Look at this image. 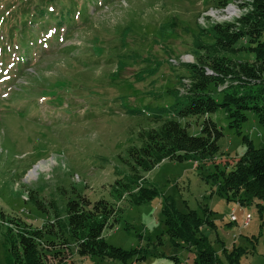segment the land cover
Returning <instances> with one entry per match:
<instances>
[{
    "label": "rangeland",
    "instance_id": "rangeland-1",
    "mask_svg": "<svg viewBox=\"0 0 264 264\" xmlns=\"http://www.w3.org/2000/svg\"><path fill=\"white\" fill-rule=\"evenodd\" d=\"M26 9L48 12L42 25L29 21L22 32ZM243 13L237 4L218 10L213 0H0V264H12L4 237L9 219L52 226V200L59 208L78 195L113 201L116 171L127 172L119 158L140 144L142 129L158 125L155 119L177 120L189 135H200L203 118L173 115L169 108L176 97L170 92L189 76L180 64L193 62L195 40L213 43L203 30ZM246 115L241 137L221 108L211 115L223 134L213 162L164 161L146 173L159 196L141 206L120 202L124 212L104 231L106 242L146 251L144 260L132 264H194V249L173 247L165 233L162 203L169 196L180 211H213L215 229L204 226L201 232L220 264H228L223 251L233 245L244 250L239 264H264V214L252 203L227 202L214 176L230 171L244 153V136L256 148L264 145V128L252 111ZM65 260L121 264L95 257Z\"/></svg>",
    "mask_w": 264,
    "mask_h": 264
},
{
    "label": "trees",
    "instance_id": "trees-1",
    "mask_svg": "<svg viewBox=\"0 0 264 264\" xmlns=\"http://www.w3.org/2000/svg\"><path fill=\"white\" fill-rule=\"evenodd\" d=\"M229 4H237L244 13L232 21L216 23L207 31L203 30L202 34L210 35L213 43L195 40L197 54L193 62L180 64L189 76L181 78V87L170 92L176 97L175 104L169 108L173 115L179 119L203 118L200 135H189L177 120L165 119L159 123L155 119L158 125L142 129L140 144L129 147L126 158H119L127 172L123 175L116 171L118 179L111 185L113 201L103 198L90 201L78 195L59 208L52 200L49 202L54 218L52 226L33 227L22 220L9 219L4 237L12 264H46L47 256L57 258L56 264H67V256L110 259L121 264L144 260L146 251L142 248L123 250L110 245L104 231L119 223L124 212L120 202L141 206L159 196L145 174L164 161L213 162L220 153L218 142L223 134L211 115L219 108L225 113L228 127L240 137L247 111H252L264 128V0H213L218 10H224ZM26 10L24 15L29 20L20 24L22 32L29 30V21L42 25L43 14L48 12L46 9ZM239 54H251L252 59H237ZM243 141L246 150L232 162L231 170L214 174L221 180L218 194L240 206L252 203L262 216L264 145L256 148L246 136ZM216 168L219 167L216 165ZM34 203L38 210L44 211L42 202L35 200ZM213 214L208 207L202 208V215L192 209L183 212L173 198H163L165 233L173 247L194 249V264H220L208 236L201 232L204 226L215 229ZM56 245L64 250H55ZM243 253V249L234 245L223 251L228 264H239Z\"/></svg>",
    "mask_w": 264,
    "mask_h": 264
},
{
    "label": "bare ground",
    "instance_id": "bare-ground-1",
    "mask_svg": "<svg viewBox=\"0 0 264 264\" xmlns=\"http://www.w3.org/2000/svg\"><path fill=\"white\" fill-rule=\"evenodd\" d=\"M36 173V170L34 169L33 171H31V173H30V175H32V174H35ZM29 175V176H30ZM235 220V219H234Z\"/></svg>",
    "mask_w": 264,
    "mask_h": 264
},
{
    "label": "built area",
    "instance_id": "built-area-1",
    "mask_svg": "<svg viewBox=\"0 0 264 264\" xmlns=\"http://www.w3.org/2000/svg\"><path fill=\"white\" fill-rule=\"evenodd\" d=\"M232 220H234V217H232Z\"/></svg>",
    "mask_w": 264,
    "mask_h": 264
}]
</instances>
